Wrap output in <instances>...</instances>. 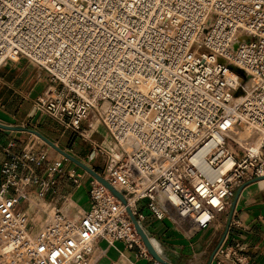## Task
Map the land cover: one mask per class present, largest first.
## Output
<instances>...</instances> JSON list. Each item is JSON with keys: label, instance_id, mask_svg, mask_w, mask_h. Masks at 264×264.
<instances>
[{"label": "built area", "instance_id": "2783aa9c", "mask_svg": "<svg viewBox=\"0 0 264 264\" xmlns=\"http://www.w3.org/2000/svg\"><path fill=\"white\" fill-rule=\"evenodd\" d=\"M10 58L44 73L52 94L34 114L84 140L89 161L103 157L97 174L125 205L92 178L86 211L54 210L40 223L64 158H49L35 136L18 151L9 143L0 264H95L99 240L151 258L126 209L139 226L144 207L156 221L204 230L238 189L264 178V0H0V68ZM93 118L112 148L91 140ZM235 126L259 145L240 147L227 136ZM210 143V167L234 161L214 182L193 161ZM237 249L223 242L213 261L241 264Z\"/></svg>", "mask_w": 264, "mask_h": 264}, {"label": "crops", "instance_id": "0c3cea01", "mask_svg": "<svg viewBox=\"0 0 264 264\" xmlns=\"http://www.w3.org/2000/svg\"><path fill=\"white\" fill-rule=\"evenodd\" d=\"M18 60L19 58H10L0 68V124L24 130L6 133L0 129V166L6 159L4 147L9 143H13V150H21L34 138L32 133L45 138L42 134L43 127L57 124L46 116L35 118L32 114L33 103L44 93L37 85H29L32 77H28L27 73L23 74L24 68L18 67ZM65 132L70 133L71 140L75 138L70 131L63 133ZM47 141L50 142L49 139ZM87 158L88 156L86 160H81L75 157V160L95 173H100L101 171L95 170L92 166L93 161ZM61 166L63 174L57 176L54 191L46 200L50 201V208L77 216L78 212L83 213L88 209L92 177L65 158L61 160ZM69 172H74L81 178L79 186H75L68 179ZM86 182L88 188L85 186ZM236 194L237 191L230 200V207L219 214L212 226L207 229L191 232L186 223H175L168 219L156 221L144 207L141 208L144 220L139 227L164 264H215L213 255L223 242L233 249L238 246L236 258L240 259L241 264H264V190L261 189L259 182H254L245 185L238 196ZM41 211L44 213L45 210ZM96 249L95 264L151 263L150 255L151 258L141 257L137 248L127 249L120 242L110 246L106 241L99 240Z\"/></svg>", "mask_w": 264, "mask_h": 264}, {"label": "rangeland", "instance_id": "374dc122", "mask_svg": "<svg viewBox=\"0 0 264 264\" xmlns=\"http://www.w3.org/2000/svg\"><path fill=\"white\" fill-rule=\"evenodd\" d=\"M17 62L19 63V65H18L19 68H24L23 74L27 73L28 77H30V78L32 77L29 85H31V86L37 85V87L40 90H42L43 93H45L48 90V88H50V86H52L48 81L45 80V77L43 75L44 73H40L37 75V72H38L37 69L33 65L28 63L25 59L19 58V60ZM48 91L51 92V90H48ZM48 127L49 126L43 127V133L42 134L45 136V138H48L52 144V145H50V144L47 145L48 144L47 143L46 145H44V149L48 150L49 158H53V157L54 158L55 157L56 158H62L63 156L60 154V152H61V153L67 154L68 156H70L71 158H74V159H75V157H77L78 159L86 160L85 159L86 156H88L90 153V147L88 146V144L86 142H84V140L79 139V138H74L73 140H71L70 133L69 132L63 133L64 129L61 128L60 126H58L57 124L56 125L55 124L50 125V127L49 128ZM237 128H239L241 133L248 134L251 137L249 140V143L251 141L253 142L252 139H254L253 136H255V135L252 134V136H251L248 130L240 128V127H237ZM20 129H24V128H20ZM94 129H95V132L91 136V140L95 141L99 145L103 144V146H110V148H112L113 147V146H111L112 141L108 138L107 133L105 132L104 128L102 127V125H100L98 123L97 120H96V126ZM234 149L237 151L240 148L234 147ZM92 166L94 167L95 170L102 172L104 169V166H105V159L103 157H98L97 159L93 160ZM254 182H259L261 184V189L264 190V179H260V180H256V181L250 180L246 183V185L250 184V183H254ZM86 183H85V186L86 185L88 186V183L87 184ZM41 207L43 208L42 210H45V211H43L44 213H37V215H36L37 218L39 216L41 217L40 220L38 219L39 222L40 221L42 222L44 220V214L54 212V209L50 208L48 206H41Z\"/></svg>", "mask_w": 264, "mask_h": 264}, {"label": "bare ground", "instance_id": "6f19581e", "mask_svg": "<svg viewBox=\"0 0 264 264\" xmlns=\"http://www.w3.org/2000/svg\"><path fill=\"white\" fill-rule=\"evenodd\" d=\"M51 94H52V90L47 95H51ZM96 120L97 119H95V118L92 119V127L93 128H95V126H96ZM237 127L238 126L233 127L229 131V133L227 134V136L230 139H232L234 142H236L240 147H244L247 144H250L252 147L256 148L259 145L260 138L258 136H253L254 137V139H252L253 142L251 141L249 143V140L251 137L248 134L241 133L239 128H237ZM250 135L252 136L251 133H250ZM213 146H214V144L210 143V144L202 147L201 149H199L197 151V153L195 154L194 159H193L194 164L196 165V167L198 168L200 173L210 182L216 181L220 176H222L226 171H228L233 166V162H234L233 159H227V160L223 161L221 163V165H219L218 167H210L206 163L204 157L207 154V152ZM78 213H80V212H78ZM193 231L194 230L192 229L191 232H193Z\"/></svg>", "mask_w": 264, "mask_h": 264}, {"label": "water", "instance_id": "95a60500", "mask_svg": "<svg viewBox=\"0 0 264 264\" xmlns=\"http://www.w3.org/2000/svg\"><path fill=\"white\" fill-rule=\"evenodd\" d=\"M33 115H35V118H37L39 115L38 114H34V110L32 112ZM0 129L5 131L6 133H8L9 131H23L24 129H20V128H12V127H7L4 125L0 124ZM32 133V132H31ZM35 137L39 138L41 141H43L45 144L47 145H52L49 141H47L45 138H43L42 136H40L37 133H32ZM51 147V146H50ZM60 154L67 160L73 162L74 164H76L77 166L81 167L87 174H89L93 179H95L99 184H101L103 187H105L118 201H120L122 204L125 205V201L123 199V196L117 192L113 187H111L105 180H103L97 173H95L93 170L87 168L85 165L81 164L80 162L76 161L75 159L71 158L70 156H68L65 153H61ZM260 179H264V178H260ZM260 179H255L256 180H260ZM243 189L240 188L237 190V196L240 194L241 190ZM126 212L131 220V222L134 225L135 231L138 234V236L140 237L144 247L146 248L148 254L152 257L153 260L155 261H159L161 262V260L157 257L156 253L154 252L153 248L151 247L150 243L148 242L147 238L145 237L143 231L140 229L139 225L137 224L135 218L133 217L131 211L129 209H126Z\"/></svg>", "mask_w": 264, "mask_h": 264}]
</instances>
